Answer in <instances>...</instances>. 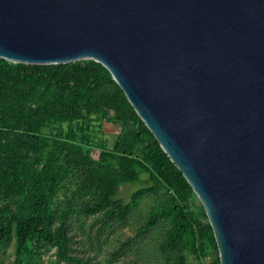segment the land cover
<instances>
[{
  "label": "water",
  "instance_id": "95a60500",
  "mask_svg": "<svg viewBox=\"0 0 264 264\" xmlns=\"http://www.w3.org/2000/svg\"><path fill=\"white\" fill-rule=\"evenodd\" d=\"M0 57L95 60L183 173L221 264H264V0H0Z\"/></svg>",
  "mask_w": 264,
  "mask_h": 264
},
{
  "label": "trees",
  "instance_id": "16d2710c",
  "mask_svg": "<svg viewBox=\"0 0 264 264\" xmlns=\"http://www.w3.org/2000/svg\"><path fill=\"white\" fill-rule=\"evenodd\" d=\"M106 123L120 128L112 146ZM135 181L130 200L116 197ZM145 197L155 204L109 263L162 227L158 264H221L202 203L108 68L0 57V249L15 241L12 264H101L75 243L101 252Z\"/></svg>",
  "mask_w": 264,
  "mask_h": 264
},
{
  "label": "rangeland",
  "instance_id": "374dc122",
  "mask_svg": "<svg viewBox=\"0 0 264 264\" xmlns=\"http://www.w3.org/2000/svg\"><path fill=\"white\" fill-rule=\"evenodd\" d=\"M103 129L104 133L99 137L102 136L107 141V144L112 146L116 133L120 128L115 124L106 123ZM94 153L97 155L99 151L95 150ZM142 186V181L125 183L122 185L116 197L120 200L128 201L133 193ZM154 204L155 202L151 198H143L136 214L129 218L128 224L125 227H120L118 230L114 231L109 237L108 242L103 244L101 252H97L95 248L91 247L86 238L83 240V244L79 242L75 243L76 247H82L85 250L84 252H80V255L84 257L97 255L96 259L100 260L101 264H158L159 250L157 242L163 232L162 227L153 230L141 240L132 242L126 252L118 260L113 262L110 261L109 263L111 252L115 247L120 245L121 241H125L129 237L136 235L140 222L146 218ZM14 249L15 241L0 249V264H12Z\"/></svg>",
  "mask_w": 264,
  "mask_h": 264
}]
</instances>
